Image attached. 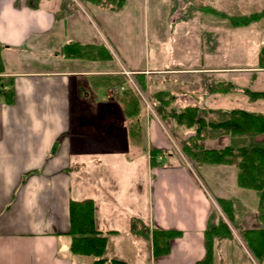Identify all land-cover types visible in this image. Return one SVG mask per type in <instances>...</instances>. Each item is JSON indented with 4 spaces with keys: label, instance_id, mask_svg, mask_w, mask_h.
Wrapping results in <instances>:
<instances>
[{
    "label": "crops",
    "instance_id": "1",
    "mask_svg": "<svg viewBox=\"0 0 264 264\" xmlns=\"http://www.w3.org/2000/svg\"><path fill=\"white\" fill-rule=\"evenodd\" d=\"M37 2V7H31L28 0H0V76L14 80L13 101L0 99V264H90L81 258L84 255L70 250L71 199L94 200L96 228L108 232L107 260L196 264L206 254V228L220 219L210 195L229 198L222 194L236 187V168L229 179L225 170L230 165L213 164L218 168L208 171L210 174L204 172L205 178L216 181L220 193L215 195L165 144L162 127L147 112L142 119L147 131L143 127L140 139L132 138L130 120L115 93L118 76L123 73L90 15L121 12L123 7L114 11L112 2L98 0ZM124 5L127 7L128 0ZM128 24L132 26L126 20L121 34L113 35V39L131 43L132 27ZM227 30L230 32L229 26ZM71 43L105 47L111 57H71L64 49ZM162 49L160 44L159 51ZM73 50L77 48L69 46L68 51ZM121 61L135 72L143 88L152 75L159 74L158 91L168 95L158 96L157 103L163 106L169 124L178 126L171 117L173 109L225 107L212 103L202 106L191 94L186 95L191 99L182 100L186 96L180 97L181 80L177 79L188 73L207 78L206 73L230 68L224 63L185 69L176 64L152 68L141 56L123 55ZM215 89L205 92L209 102L215 94L226 92ZM150 148L163 150L158 163L165 165L153 168ZM236 206L234 202V221L240 228L250 214L239 218ZM252 216L255 222L249 228H264L260 214ZM134 218L141 220L140 229L182 233L171 239L168 253L155 255L152 240L132 231ZM122 237L134 246L131 250L116 249L118 256L108 258L109 244ZM234 239L233 231L230 237L214 238L212 264H244L238 262V252L255 264L247 243L245 248Z\"/></svg>",
    "mask_w": 264,
    "mask_h": 264
},
{
    "label": "rangeland",
    "instance_id": "2",
    "mask_svg": "<svg viewBox=\"0 0 264 264\" xmlns=\"http://www.w3.org/2000/svg\"><path fill=\"white\" fill-rule=\"evenodd\" d=\"M103 3L111 2L103 0ZM86 4L89 6V3ZM124 4L121 7L113 4V7H111L114 11L123 7L121 12H104L99 15L90 14L95 19L94 22L99 28L103 39L109 43L116 57L121 60L123 55H130L133 58L141 56L142 60L152 68L176 64L185 69H195L196 67H210L211 65L222 66V63H224L225 66L230 68L222 72V67H220V71L206 73L207 78L196 77L195 74L197 73H191V75L188 73L187 76H182V78L180 76L177 77L178 81L181 80V85H178L180 86V97L191 94L194 102L197 101L202 106L203 104L205 106V104L212 103L218 106L224 105L225 107L221 108L225 110L242 108L264 113V99H251L244 93V88L246 87L252 90H264V71L258 67L259 52L264 46V18L248 26L233 27L230 17H228L248 15L259 11L264 8V0H128L127 7ZM211 8L224 11L227 16H220L218 13L211 11ZM126 20L127 23L132 22V26L128 24L132 27L130 30L131 36L129 37L131 43L129 44L124 41L121 43L119 39H113V35L118 36L117 34H121V27L124 26ZM228 26L230 27V32L227 30ZM140 44L141 52L138 49ZM160 44L164 50L159 51ZM183 55L186 56L184 59ZM120 60L117 59L118 68L123 71L124 62L122 61L123 63H121ZM158 78L159 74L152 75L151 81H147V84L145 83L147 86L145 85L144 87L145 93L154 108L156 107V116L148 112L140 97L144 110H146L144 112H148L160 124L159 126L163 129H161V132L166 138L165 144L181 156L192 176L196 180L198 179L202 186L205 185L209 192L217 195L220 192L216 181L214 180L213 182L209 177L205 178L203 174L204 172L210 174L208 171L218 168V166L211 164L203 166L194 163L181 148L182 142L194 132L185 127L169 124L158 113L156 105L159 103H157L155 95L159 88ZM227 82L234 85L230 87ZM138 83L140 84L139 81ZM215 88H226V92L225 94H215L213 100L209 102L204 97L206 95L205 92ZM118 89L119 86L117 85L115 93L119 92ZM182 98V100L191 99L188 96ZM202 108L209 107L205 106ZM215 108L218 109L217 107ZM205 116L211 120L217 118V113L209 112ZM143 127L146 132V126L143 125ZM206 135L207 138L203 141L206 147L220 148L224 144L229 143L227 135L218 134V132H208ZM166 160H168L167 156ZM165 164L166 162H162L161 164L153 165V168ZM234 167V165H230L229 169L225 170L228 179L233 176ZM212 173H214V170ZM152 177L155 181V177ZM236 177L235 171L234 181L236 187H229L222 195L233 199L237 204L236 208L239 218L242 216L247 218V215L250 214L246 221H241L243 226L239 228L235 222H232L217 200L212 195L210 197L216 209V214L232 228L235 238L234 243L247 248L244 231L249 229L255 222L252 214L255 212L259 213V200L254 190L239 187L236 184ZM247 204L252 207L247 209L244 206ZM132 246H134V243L124 239V237L122 239L114 238L109 244L107 257L118 256L116 249L131 250ZM238 254V262H243L244 264L253 263L247 262L249 259L244 257L242 253L238 252ZM248 255L249 257L252 256L250 252ZM81 258L86 263L89 261L91 264L93 261V257L81 256ZM250 258L255 260L253 256Z\"/></svg>",
    "mask_w": 264,
    "mask_h": 264
},
{
    "label": "trees",
    "instance_id": "3",
    "mask_svg": "<svg viewBox=\"0 0 264 264\" xmlns=\"http://www.w3.org/2000/svg\"><path fill=\"white\" fill-rule=\"evenodd\" d=\"M38 0H28L31 7H37ZM111 4L121 7L126 0H108ZM102 2L103 0H98ZM113 7V6H112ZM115 7V5H114ZM211 11L220 16H227L214 8ZM233 27L248 26L264 18V8L248 15L228 16ZM69 46H75L77 50L68 51ZM65 52L71 57H86L91 59H108L111 54L105 51V47L93 44L71 43L66 46ZM1 64V63H0ZM259 68H264V46L259 52ZM126 79L118 76L117 85H123ZM143 87V83L139 81ZM230 87L234 84L229 83ZM216 91H226V88H216ZM244 93L251 99H264V90H252L244 88ZM156 98L166 97L168 93L157 91ZM0 99L12 102L14 99V80L12 77L0 76ZM118 100L122 103L127 118L130 120L129 132L133 139H140L143 133L142 119L144 106L138 93L131 87L118 93ZM157 110L161 118H164L163 106L157 104ZM179 127H185L194 133L182 142V150L194 163L234 165L237 170V184L239 187L254 190L258 196V209L260 220L264 222V113L250 111L242 108H200L188 106L180 111L170 110ZM217 113V118L207 119L205 114ZM218 132L229 137V143L223 147H206L203 141L206 133ZM263 137L262 139H260ZM162 149L150 148V160L152 165L159 164L158 156ZM222 210L228 218L234 221V200L231 198H216ZM96 205L93 199L70 201V235L72 253L95 257L93 264H130L125 260H107L104 254L108 243V232H101L95 223ZM141 220H132V231L135 234L152 240L155 255H162L170 251L171 239L179 236L182 231L164 230L149 227L140 229ZM232 230L228 224L220 218L217 223H211L205 230V257L196 264H212L213 245L215 237H230ZM244 238L256 260L264 262V228H249L244 231Z\"/></svg>",
    "mask_w": 264,
    "mask_h": 264
},
{
    "label": "built area",
    "instance_id": "4",
    "mask_svg": "<svg viewBox=\"0 0 264 264\" xmlns=\"http://www.w3.org/2000/svg\"><path fill=\"white\" fill-rule=\"evenodd\" d=\"M123 73L128 77L129 82L135 87V89L138 91V93L141 95L148 111L156 116V109L154 108L151 100L147 96V94L139 87V85L136 83L135 79L132 76V72L123 68Z\"/></svg>",
    "mask_w": 264,
    "mask_h": 264
},
{
    "label": "bare ground",
    "instance_id": "5",
    "mask_svg": "<svg viewBox=\"0 0 264 264\" xmlns=\"http://www.w3.org/2000/svg\"><path fill=\"white\" fill-rule=\"evenodd\" d=\"M139 75V74H138Z\"/></svg>",
    "mask_w": 264,
    "mask_h": 264
}]
</instances>
